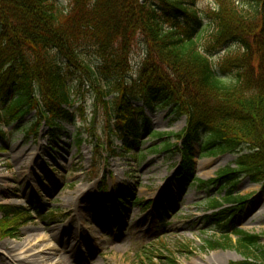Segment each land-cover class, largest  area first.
<instances>
[{
    "label": "trees",
    "instance_id": "16d2710c",
    "mask_svg": "<svg viewBox=\"0 0 264 264\" xmlns=\"http://www.w3.org/2000/svg\"><path fill=\"white\" fill-rule=\"evenodd\" d=\"M215 1L216 7L205 12L212 30L204 38L198 0H67L65 6L53 0H0V139L7 137L5 126L33 111L51 134L61 128L60 121L73 119L76 90L70 78L75 74L74 81L81 83L85 76L96 75L83 57L84 48L91 46L100 59L96 69L112 78L107 87L101 84L103 77L92 81L97 95H113L106 108L114 122L112 138L122 141L121 151L141 145L143 135L162 136L152 131L142 108L133 106L132 96L150 107L169 106L175 118L186 116V129L176 134L181 144L164 145L182 154L178 176L201 188L221 184L227 189L225 199L233 203L208 216L221 239L206 243L244 255L231 264H264L260 236L235 228L248 198L234 193L241 176L264 187V0ZM140 37L147 59L139 82H129L130 54ZM233 43L242 50L223 59L221 71L234 74L226 81L215 70L212 56ZM202 133L206 141L201 152L237 153L236 168L227 166L210 180L196 178L194 143L201 141ZM128 197L121 190L114 196L107 193L104 202L114 205L117 200L122 206ZM0 209V238L15 236L19 222L30 218L22 206ZM154 209L165 214L158 203Z\"/></svg>",
    "mask_w": 264,
    "mask_h": 264
},
{
    "label": "rangeland",
    "instance_id": "374dc122",
    "mask_svg": "<svg viewBox=\"0 0 264 264\" xmlns=\"http://www.w3.org/2000/svg\"><path fill=\"white\" fill-rule=\"evenodd\" d=\"M53 1L67 5V0ZM243 1L238 0V3ZM198 6L204 16L205 38L212 30L205 12L215 8L216 1L198 0ZM240 50L241 47L233 43L212 56L215 70L226 81H231L234 74L223 73L221 63ZM146 54L147 48L140 37L130 54L127 81L137 79L135 83L139 82ZM83 57L92 63L97 73L93 78L85 76L81 83L74 81L75 74L71 76V85L76 90L71 121H60L61 128L53 134L42 121L36 135L34 130L39 121L33 111L21 121L6 126L9 135L0 139V147H3L0 149V204L32 209V218L15 230V236L0 238V264H12L6 261L4 244L21 247L28 243L29 234L46 236L49 232H53L56 239L46 238L34 252L51 255L55 248L67 244L86 258L88 264H231L244 260L237 249H212L206 243V240L221 239L218 229L208 223V216L233 207V203L225 199L227 189L221 184L203 188L197 182L185 184L175 175L182 156L175 148L168 150L164 145L178 143L176 134L186 129V118H175L169 106L157 103L152 108L145 105L142 98L132 96L129 100L133 106L142 108L152 131L162 136L143 135L141 145L134 150L121 151L122 142L112 138L111 127H115L106 108V101L113 95L103 99V94H96L92 81L103 77L101 84L107 87L112 78L96 69L100 59L93 47H85ZM137 86L134 90L139 91ZM205 141L206 134L202 133L201 141L194 143L197 179H213L223 168L236 167L237 153L203 154L201 146ZM138 151L142 156H138ZM120 188L133 196L129 197L121 215L113 207L105 206L102 198V189L114 193ZM234 193L248 198L245 208L236 216L235 228L259 235L264 245L263 185L241 176ZM135 199L162 204L165 216L152 210L149 202L136 204ZM36 203L38 207L44 204L43 212L50 208L59 215L43 219L35 208ZM115 216H118L117 223ZM230 236L234 241L237 238L234 233ZM30 241L39 242L38 238ZM15 251L21 252V248ZM20 262L28 264L17 261Z\"/></svg>",
    "mask_w": 264,
    "mask_h": 264
},
{
    "label": "bare ground",
    "instance_id": "6f19581e",
    "mask_svg": "<svg viewBox=\"0 0 264 264\" xmlns=\"http://www.w3.org/2000/svg\"><path fill=\"white\" fill-rule=\"evenodd\" d=\"M52 233L53 232H49L46 236L36 233L29 234L27 239L28 243L21 244V247L4 244L3 247L6 250L5 254L7 257L6 261H10L12 264H22L21 262L17 263L19 260H23L28 264H88L86 258L80 256L75 249L69 248L67 244L55 248L51 255L44 254V251L34 252L35 248H37L46 238L52 240L56 239V235H53L54 233ZM31 238H38L39 242L32 244L30 241ZM19 248H21V252L15 251ZM56 256L57 259H54Z\"/></svg>",
    "mask_w": 264,
    "mask_h": 264
}]
</instances>
